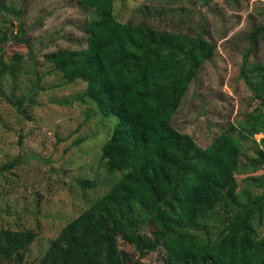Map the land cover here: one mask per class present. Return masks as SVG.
<instances>
[{
	"label": "trees",
	"instance_id": "obj_1",
	"mask_svg": "<svg viewBox=\"0 0 264 264\" xmlns=\"http://www.w3.org/2000/svg\"><path fill=\"white\" fill-rule=\"evenodd\" d=\"M78 2L89 13L86 48L57 50L44 59L67 84L85 83L77 99L103 120L115 122L101 155L109 172L122 174L60 230L37 264H136L119 249L117 234L138 206L147 222L137 233L149 225L166 240L163 264H264V175L245 177L246 188L239 193L236 180L246 171L264 170V149L248 156L240 143L263 134L264 145V66L246 67L258 39L264 41V26L245 36L250 47L240 70L263 110L249 113L238 124V135L231 127L202 149L170 121L202 65L214 55L215 43L204 38L202 28L194 35L123 23L114 14L115 0ZM6 12L20 14L21 8L1 0L0 14ZM10 26L0 25V43L10 38L18 43L23 31ZM20 60L13 55L14 73ZM4 64L0 59V80L8 69ZM241 156L248 165L240 162ZM77 184L97 185L89 180ZM36 237L34 231L0 228V260L13 258L21 264L19 252Z\"/></svg>",
	"mask_w": 264,
	"mask_h": 264
},
{
	"label": "rangeland",
	"instance_id": "obj_2",
	"mask_svg": "<svg viewBox=\"0 0 264 264\" xmlns=\"http://www.w3.org/2000/svg\"><path fill=\"white\" fill-rule=\"evenodd\" d=\"M4 4L20 7L21 13H1L0 25L12 24L9 30L21 27L23 32L18 43L11 38L0 43V59L8 67L0 80V228L36 232L34 242L19 253L21 264H37L60 230L104 196L122 173L109 172L101 155L115 122L103 120L77 99L85 83L67 84L44 59L57 50L86 48L89 13L78 0ZM114 14L123 23L173 33L196 35L202 28L204 38L215 43L214 55L202 65L170 121L198 147L207 148L231 127L238 135V124L252 111L263 110L240 70L250 47L245 36L264 26V0H115ZM13 55L21 56L15 73ZM255 63L264 66L261 37L246 67ZM262 137L242 138L248 156L264 149ZM240 162L249 164L244 156ZM246 173L236 175L238 193L246 188L245 177L264 175V170ZM82 180L97 185L82 188L77 184ZM126 219L117 234L119 249L132 255L136 264H163L169 248L162 234L149 225L137 233L147 222L144 208L136 207ZM0 264L15 261L2 259Z\"/></svg>",
	"mask_w": 264,
	"mask_h": 264
}]
</instances>
